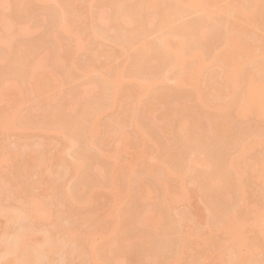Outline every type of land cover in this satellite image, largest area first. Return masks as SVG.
I'll use <instances>...</instances> for the list:
<instances>
[{
    "label": "rangeland",
    "instance_id": "374dc122",
    "mask_svg": "<svg viewBox=\"0 0 264 264\" xmlns=\"http://www.w3.org/2000/svg\"><path fill=\"white\" fill-rule=\"evenodd\" d=\"M5 1L0 0V69L11 65V51V57L19 53L20 58L0 70V175L8 183L3 192L0 187V207L23 211L34 222L36 241L43 233L59 240L39 264H229L234 256L239 264H264V142L253 141L264 137V16L258 13L251 20L248 30L253 29L255 39L244 42L250 49L233 66L237 71L244 63L245 86L239 94L223 77L228 67L221 60L213 64L217 53L229 52L218 41L227 32L226 18L217 12L237 0L205 1L214 19L207 20L213 30L200 45H206L205 57H188L181 81L175 79L179 72L167 74L148 58L138 65L136 51L117 44L110 25L125 9L119 12L112 0ZM20 1L25 5L17 9ZM159 1V12L176 8L170 0ZM201 1L194 0L196 6L180 22L204 19ZM148 11L153 13V6ZM128 26L129 31L136 27ZM167 29L166 23L154 26L149 39ZM28 51L35 52L31 60L24 58ZM111 71L122 89L102 106L97 94L105 93L102 78ZM21 73L27 78L22 80ZM42 108L57 109L54 120L47 119L49 125L40 119L43 125L4 129L15 114L17 123L28 114L31 121L41 118L46 114ZM85 109L94 115L93 135L91 128L85 135L75 130L74 121ZM222 118L240 135L236 150L226 157L237 158L244 142L250 143L241 162V184L239 178L234 183L235 168L220 174L224 154H203L208 146L212 149ZM184 124L185 136L209 138L191 142L196 155L185 156L187 145L176 135L177 126ZM204 156L214 165L199 167ZM208 178L223 184L219 196L230 195L223 202L231 213L221 222L217 201L201 193ZM12 232L0 214V240Z\"/></svg>",
    "mask_w": 264,
    "mask_h": 264
},
{
    "label": "bare ground",
    "instance_id": "6f19581e",
    "mask_svg": "<svg viewBox=\"0 0 264 264\" xmlns=\"http://www.w3.org/2000/svg\"><path fill=\"white\" fill-rule=\"evenodd\" d=\"M6 0L5 2L8 3L10 1ZM37 1V0H35ZM71 1V0H66ZM174 5H176L175 10H173L172 7L166 6L163 8L162 11L159 12L161 8V2L159 0H137L136 3L131 4L130 0H112L114 3H118L119 5V12L123 11L125 9V12L119 13L122 15L117 21L112 22V26L114 30L116 31L115 40L118 45L121 46V48H127L128 46L133 48L136 51V55L139 58L138 65L142 63V61L145 58H148L149 61H155L160 64V68H163V70L167 74L171 73H180V76H177L175 79L177 81H181L182 76H185L186 71H184V64L186 62V59L188 57L190 58H199L201 60L205 57L206 50L205 46H200L203 43H206V40L209 38V35L212 33L213 27L211 28L207 20L212 21L214 20L211 15V12L209 11V8L204 5L206 0H202L199 2V7L203 8L205 10V18L202 20H189L184 24L183 22H180L183 15L189 12L190 9L196 6L194 0H170ZM19 3V2H18ZM11 4V3H10ZM170 4V3H169ZM16 8L19 9L21 7H24L25 2L20 1L19 5L15 4ZM154 9L153 13H150L148 11V7H152ZM230 13H233L232 15ZM258 13L262 14V17L264 16V0H237L234 6H227L224 11L217 12V15H221L226 18L225 22V30L226 35H219L218 41L219 43H223V46H225L229 52L223 56H220L219 53H217L213 58V64H218V61H222L228 68L224 70L223 77L226 80L227 83H229L230 87H233L234 91L239 90V94H241L244 90L242 75H243V68L244 63L239 66L238 70L236 71V67L240 64L242 58L247 54L249 51V46L246 47L244 42H247V40L255 39V35L252 34L253 29H249L251 25V20L257 16ZM57 15V14H56ZM201 21V22H200ZM199 22V23H197ZM163 23L168 24V29L165 33L157 36L155 39L150 40L149 36L152 32V29L154 26H161ZM214 25H218L216 22H212ZM222 24V23H221ZM128 25H135L136 27L134 29H131L129 31L127 27ZM202 25V27L197 31L198 26ZM234 27V31L237 35H232L230 32L231 27ZM251 31V32H250ZM213 34H215V31H213ZM242 35H246V37H242ZM264 35H262L263 37ZM262 39V38H260ZM122 42V43H121ZM12 47V46H10ZM15 48V47H14ZM13 47L11 49H14ZM17 49H15L16 51ZM14 51V53H15ZM37 51V50H36ZM12 52V51H11ZM10 52V57L11 53ZM25 52L24 58H28L29 56L34 57L35 52ZM37 53V52H36ZM22 54V56H23ZM33 56H32V55ZM56 54V52L54 53ZM7 58V60L11 61V65H9V61H5L9 63L8 65L4 66H11L13 67L17 61L19 60V53L17 55L11 58ZM26 58V59H27ZM30 58V57H29ZM28 58V59H29ZM32 58H30L31 60ZM1 60V62H5ZM6 64V63H5ZM236 66V67H233ZM2 69H7V67H4ZM8 67V68H11ZM201 67H195L193 68V72H196ZM114 71V69H112ZM105 74L102 78L101 82V90L105 91L103 93L100 91L97 96L99 102L102 103V106H105L108 104L109 100L115 96L118 98L120 95V91L122 89V84L120 83L118 79V74ZM134 71V70H133ZM134 73V72H132ZM115 74V75H114ZM24 78H27V76L23 75L21 73V79L24 80ZM236 83H235V80ZM194 85L197 87L198 83L195 80V77L193 79ZM234 82L233 86H231V83ZM219 83H216L215 89H218ZM252 86V85H251ZM22 91L21 86L17 87V90ZM112 88V89H110ZM249 88V87H247ZM201 91H203L201 89ZM204 92V91H203ZM203 92L201 94L204 97H207ZM116 100V98H115ZM44 104H42L43 107ZM45 108V106H44ZM42 108V109H44ZM60 108V107H59ZM58 108L59 112L60 109ZM225 111L230 110V105H227L223 108ZM57 112V109H55ZM51 111L49 108L44 109L46 114L41 116V118L27 119L30 115H26L24 117H21L23 120L19 118V121L17 123L16 119L18 118V115H14L11 119L7 120L4 126L6 128L4 129H13L12 127L24 126V124L32 123V125H43L42 122H46L47 125H49L48 120H54V111ZM48 111V112H47ZM251 111V108L249 109ZM261 115H264V109L262 110ZM63 117V116H62ZM94 115H91V112L89 110L84 111V114L80 116L79 118L75 119V130L77 134H83L85 135V131L87 128H91L89 130V133L93 135L94 129H93V123H94ZM32 118V117H31ZM40 119L44 121H39ZM48 119V120H47ZM18 120V119H17ZM25 120V122H24ZM27 120V121H26ZM29 120V121H28ZM16 121V122H15ZM221 124L218 125L215 128V140L211 142L212 149L208 146V148L203 152L204 155L208 154L207 151L213 153L216 156H219L221 153L225 155L223 159V162L221 164V170L219 171L222 175H227L230 173V168H235V177L234 183L239 178V183L241 184V178L244 174L241 162L245 158L247 151L250 149V143L244 142L243 148L240 149L239 156L237 158L235 157H226L229 154H232L233 150H236L237 146L239 145L240 135L238 131H235L230 126V121L226 118L221 119ZM21 123V124H19ZM37 123V124H36ZM25 125V126H26ZM29 125V124H28ZM138 125V124H137ZM203 124L200 123V126ZM16 128V127H15ZM186 128L185 124L182 126H177L176 135H182L181 142L187 145L188 150L186 151L185 156H193L196 155V152L194 150V147L190 144L193 140L198 141H208V137L204 136L202 133H197L200 136H185L184 129ZM60 131V130H58ZM61 130L60 132H62ZM195 133V132H194ZM90 136L89 134H87ZM253 141H257V143L263 144L264 137L253 139ZM239 148V147H238ZM40 153V152H39ZM181 154L180 152L178 155ZM43 155V153L41 154ZM17 157L20 156L19 152H17ZM207 156H204L200 159H198V166H208V165H214L213 162L206 160ZM87 158V157H86ZM92 159L101 161L104 163V159H100L99 156L91 155ZM89 158V159H90ZM86 160L85 156H83V160L81 161L82 165H85ZM28 167H25V172H27ZM17 173L20 171V167L16 170ZM117 173V170L114 172ZM43 174V173H42ZM5 176L0 175V187L2 188L3 192L6 188V185L8 184L7 181L4 178ZM181 178L184 176L180 175ZM210 180L207 183V186H205L202 190V196L212 201L211 199L214 198L215 201L218 203L217 211L220 212L219 221L221 222L227 214L231 213L230 209L224 205V201L230 200V195H220L217 194V188L222 186L223 184L218 185V183L214 182L215 179L208 178ZM232 183V180L230 181ZM56 183L51 186L54 188ZM218 186V187H217ZM51 188V190H52ZM0 192V193H1ZM53 192V190H52ZM243 193V190L241 191V194ZM214 211V209L212 208ZM168 215L170 211L167 209ZM216 212V210H215ZM0 214L5 216L6 225L7 227L10 225L13 226V232L3 239L0 240V264H39L40 257L44 254H47L49 251H52L55 247H58L59 240L52 237V240H49V238L46 236V234H42L41 241H36L35 239V226L34 222L31 220H27V216L23 211L10 209L9 211L4 210L0 207ZM159 218H162L161 213L159 214ZM258 226L257 220L255 221V225ZM240 239V238H239ZM245 238L241 239V241H245ZM28 240L31 241V243H26ZM185 248V244L182 245V250ZM160 249L158 250V252ZM161 251H164L161 249ZM43 255V256H44ZM252 256H248L250 259ZM42 258V257H41ZM239 264L238 259H236V256L233 258L231 257L229 260V264Z\"/></svg>",
    "mask_w": 264,
    "mask_h": 264
}]
</instances>
